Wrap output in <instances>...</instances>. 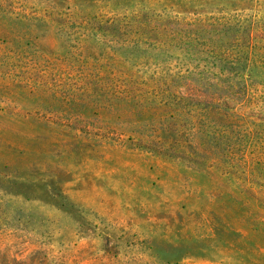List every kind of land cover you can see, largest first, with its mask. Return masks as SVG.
Listing matches in <instances>:
<instances>
[{
  "label": "rangeland",
  "instance_id": "374dc122",
  "mask_svg": "<svg viewBox=\"0 0 264 264\" xmlns=\"http://www.w3.org/2000/svg\"><path fill=\"white\" fill-rule=\"evenodd\" d=\"M239 57L264 61V0H0V264H264V186L229 158L235 136L264 158V80L237 127L198 105L182 158L122 143L152 127L101 106L121 80L190 70L232 105Z\"/></svg>",
  "mask_w": 264,
  "mask_h": 264
},
{
  "label": "trees",
  "instance_id": "16d2710c",
  "mask_svg": "<svg viewBox=\"0 0 264 264\" xmlns=\"http://www.w3.org/2000/svg\"><path fill=\"white\" fill-rule=\"evenodd\" d=\"M155 28H152V31H155ZM177 32L178 30L170 28L165 37L172 41L175 39L182 41V36H188L191 39L189 32H185L180 36H177ZM158 33V35H162L166 32L159 31ZM240 58L231 64L232 67L236 68V78L229 84V92L231 93L229 99H231L232 105H229L225 100L224 97L228 96L223 95L220 89L222 87H217V81L196 77L193 75L195 74L194 70H190L187 74L177 72L163 76H151L147 80L129 79L125 82L121 80L115 87L118 89H115L113 97L110 98L109 96L107 98L109 100H105L101 106L105 107L117 120L135 121L142 124L139 127L147 125L152 127L148 133L139 129H129L127 131L131 133V137L125 140L116 135L122 143L128 141L133 148L163 156L182 158L184 148L182 140L185 135H189L192 141L196 138L197 131L194 127L197 124L196 120H198V116H196V113H199L197 110L198 105H204V110L206 109L207 112L212 109L220 116L227 115L230 124L235 127L240 125L239 122L246 121L248 117L251 118L255 115L254 113L246 114L243 109L248 106L246 98L250 87L264 80V61H245L240 60ZM240 71H243V73L241 74ZM245 71L248 72L246 77L244 76ZM258 75L261 78H258ZM205 87L207 90L213 89L212 94H206L201 90ZM254 90L257 91V88H254ZM248 101L250 102V100ZM257 107H259V110L261 109V106ZM129 116H136L138 119L133 120ZM256 116L261 122L250 120V123L260 126L264 118L259 115ZM186 123H190L191 127L186 128ZM64 128H67V125ZM85 129V134L92 132V129L87 126ZM119 134H122V132H119ZM62 136L57 142L58 145H61L62 151L75 153L85 146L83 140L77 139L78 134L76 132L71 136L67 135L68 137ZM242 138L235 136L231 143V150H229V158L234 159L235 157L239 164L249 166L247 170H240L238 177L264 186V158L258 160L256 158L245 159V152L242 148H244L246 141L244 143L240 142L244 140ZM15 263L22 264L23 262L15 261Z\"/></svg>",
  "mask_w": 264,
  "mask_h": 264
}]
</instances>
